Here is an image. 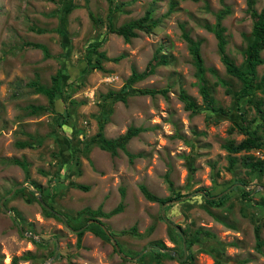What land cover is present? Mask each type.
Segmentation results:
<instances>
[{
    "label": "rangeland",
    "instance_id": "1",
    "mask_svg": "<svg viewBox=\"0 0 264 264\" xmlns=\"http://www.w3.org/2000/svg\"><path fill=\"white\" fill-rule=\"evenodd\" d=\"M116 2L115 28L142 17L149 8L157 25L125 41L106 33V0H0V199L6 197L5 207L16 210L17 220L30 233L21 234L0 207V264H11L13 257H18L16 264H156V251H150L156 243L180 256L183 238L189 260L162 256L160 264H264V244L257 250L254 236L259 222L264 241V171L255 179L244 165L245 158L264 159V120L252 121L257 111L248 97L241 101L244 121L231 109L242 82L226 72L217 40L205 27L216 23L217 12L229 9L221 20L225 52L236 65H245L243 52L253 24L246 0ZM263 4L255 0L254 8L260 11ZM183 33L199 42L206 86L225 114L204 106ZM93 38L102 39L98 50L104 57L98 66L93 49L86 46ZM32 43L44 45L47 54ZM154 54L164 62L144 78L126 83L132 70L142 72ZM260 55L264 59V50ZM60 69L61 85L69 83L70 96L52 108L48 97L29 83L49 88ZM256 70L253 98L262 100L264 108V63ZM146 87L167 92L130 93ZM181 89L195 102L196 112L185 109ZM100 125L107 138L130 126L142 128L126 144L137 156L131 161L121 149L113 155L95 143L88 146ZM241 126L256 130L262 145L230 153L224 145L246 137ZM230 159L234 164L228 168ZM20 163L26 164V171ZM141 184L159 197L189 194L161 205L143 196ZM16 185H23L17 188L23 192L10 194ZM223 190L229 196L220 205L209 204L203 195L209 191L217 198ZM37 191L62 218L42 209ZM242 191L251 192L255 206L243 207ZM119 203L123 207L118 213L97 218L115 233L111 239L87 230L77 246L75 227L94 222L77 218V212L85 207L109 212ZM133 226L135 234L119 233ZM197 229L211 236L194 235ZM186 235L192 241L189 246Z\"/></svg>",
    "mask_w": 264,
    "mask_h": 264
},
{
    "label": "trees",
    "instance_id": "2",
    "mask_svg": "<svg viewBox=\"0 0 264 264\" xmlns=\"http://www.w3.org/2000/svg\"><path fill=\"white\" fill-rule=\"evenodd\" d=\"M108 3L107 7V14L106 18L104 21V28L106 30V33H114L119 36H121L125 41H129L130 38L136 37L137 36V31H143V32H150L156 25L157 21L153 18V9L149 8L145 11L144 15L142 17H139L137 19L128 21L123 23L122 25L118 27H114L112 24V16L115 12H117L119 8V4L116 2V0H106ZM192 1H199V0H192ZM247 3V10H248V16L252 19V30H251V36L249 37V42L246 45V48L244 49L243 52V60L245 65H236L234 61L226 54L225 52V44H226V39L224 37V27L221 26V20L224 18V16L229 12V9H224L216 14V23L213 26L210 25H205L206 29L211 31L216 40H217V49L220 54L221 61L225 67V70L228 74L236 77L242 82L241 88L237 91V93L233 94V102H232V110H235L241 114V119L244 121L245 118V109L241 105V101L244 98H247V101L251 103V105H254L257 111V116H254L252 118V121L255 122L256 118H260L264 120V108L260 107L263 105L262 100H254L253 95H254V87H255V79H256V73H257V66L260 64L264 63V59L261 57L260 53L262 50H264V4L262 5L260 11H257L254 8L255 0H246ZM173 7V4L171 5L170 9ZM89 16L92 20L96 21L95 17L93 16L92 12H89ZM39 30V29H36ZM183 38L186 40L188 43V48L189 52L192 55L193 58V64L196 70V75L199 79V91L203 99V104L204 106L214 112H219L222 114H225V110L222 109L221 107L216 106L214 104V99L210 95V91L208 87L206 86V78H205V71L206 68L203 63V58L200 52L199 48V42L193 40L187 33H183ZM102 43V39H89L87 42V48H92L93 49V54L96 56L97 61V66L99 65V61L101 58L104 57V53L102 51H99L98 48H100ZM36 48H41L45 54H47L46 47L40 43H32L30 44ZM157 54V53H156ZM156 54L152 57L151 60H149L148 64L146 65L145 69L142 72H138L136 70H132V73L130 76L127 78L126 83H132L137 80H140L147 76L148 74L152 73L154 67L157 64H160L161 62H164L163 60L157 59ZM63 73L64 70L60 69L54 76H52L51 80V87H45L43 85H40L37 81L30 82L29 86L35 87V90L38 92L44 93L48 97V102L51 103L53 98L57 95L63 100L67 101L68 97L70 94L67 92V87L69 86V83H64L61 85L62 78H63ZM220 82L225 86L226 82L223 80H220ZM263 83V88L261 89L262 93H264V79L261 80ZM167 92L166 88H132L130 90L131 94H142V95H155V94H162L165 95ZM226 92L230 93L229 89H226ZM179 98L180 100L184 103V107L187 110H191L192 112H196V105L195 102L185 93L184 90H180L179 92ZM74 101H71L73 103ZM41 110L45 109L44 107H36L35 110ZM260 125V124H259ZM103 126H99V131H97L91 138L86 142L88 146L91 144L95 143L99 148L102 150L110 151L113 155L117 153L118 149H121L127 154L129 159L132 161L137 155H133L126 149V144L127 142L137 135L139 131H142V128L130 126L127 128V130L121 134L118 135L117 137L114 138H107L103 131ZM240 131L243 132L246 137L240 141L237 144H234L233 142H229L225 144V148L228 152L230 153H239L241 151H249L252 148H260L262 145L261 143V137L256 133V130H249L247 127L241 126ZM232 130V129H230ZM24 145H28V143L24 142L22 143ZM22 167L24 168V171L27 170V166L25 163H20ZM229 167L230 168L234 164V160L230 159L229 162ZM244 165L249 169L250 172H253L255 174V179L258 178L260 175L263 174L264 171V161L262 159H251L249 158L248 160L245 158L244 159ZM27 173V172H26ZM27 177V176H26ZM169 184L170 181L168 180ZM76 186L81 189V190H88V186L84 184H76ZM141 193L143 196L150 201H156L161 205H168L169 202L173 200H177L181 197L188 196L189 193L185 192H175L173 195L167 196V197H159L151 193L147 187L143 184L139 186ZM22 189H17L15 191V194L19 191L23 192ZM232 191V190H231ZM224 192V193H223ZM223 193L221 196L217 198H213V195L210 196V192L206 191L203 192V195L206 199V201L211 204V205H220L222 204L223 200L229 196L228 191L223 190L221 191ZM251 192L247 191H242V202H243V207H253L255 206L254 203L252 202V199L250 197ZM220 194V193H219ZM121 196H124L123 190L121 191ZM43 200L46 202V199L43 198ZM25 201L30 202L31 199L29 197L25 198ZM47 203V202H46ZM51 208V204L49 205ZM122 203H119L115 208L111 209L109 212H103L99 209H91L89 207H85L81 209L80 211L77 212L76 217L79 219L84 218L85 222L93 219V223H89L85 228L79 230L76 235V245L79 246L81 242V238L84 234L85 231H91L93 234L96 236L101 237L102 239H107L110 240L111 236H113L115 233L110 230V227L99 221L97 218L99 217H104V218H109L112 215L118 213L122 209ZM42 209L46 213H51L52 212L49 210V208L42 207ZM14 211L15 217H19L16 210L12 208ZM83 214V215H81ZM162 217V216H161ZM69 219L67 222L69 223ZM82 225L77 226L75 228H81ZM178 236V238H182L181 234L176 232V230L173 229V227H170ZM181 228V227H179ZM261 228L262 226L259 224V222L255 223L254 226V236L256 240V249L260 250L261 247L264 244V241L261 237ZM133 233L135 234L136 228L133 226L131 229L128 230H123L119 233ZM184 232V231H183ZM194 235H197L202 238H209L211 236V233L202 230V229H197L194 231ZM34 242H37L36 240L32 239ZM186 243L187 246L192 244V241L189 239V237L186 235ZM152 253L156 251L155 254V261L156 264H160V260L162 256H167L169 258H175L170 252L165 251V247L161 243H156V246L152 247L150 249ZM123 254V252H121ZM124 255V254H123ZM28 256V255H26ZM125 256V255H124ZM183 256V253L182 255ZM187 258V259H186ZM185 258V262L189 260L188 257ZM18 260V257H13L11 260V264H16ZM184 261V260H183ZM220 264V263H218Z\"/></svg>",
    "mask_w": 264,
    "mask_h": 264
},
{
    "label": "water",
    "instance_id": "3",
    "mask_svg": "<svg viewBox=\"0 0 264 264\" xmlns=\"http://www.w3.org/2000/svg\"><path fill=\"white\" fill-rule=\"evenodd\" d=\"M22 186H23V185H17V186H15V187L12 189V191H11L10 194H12V193L15 191L16 188H20V187H22ZM37 197H38V199H39L41 205L46 207V204H45L44 201L42 200V197L40 196V192H39V191H37ZM5 198H6V197L1 198V200H0V206H1V208H2V210H3L4 212H7L10 216L13 217V216H14L13 211H12L11 209L6 208V207L4 206V204H3V201L5 200ZM55 214H56L57 216H59V217L62 218V216H61L60 214H58L57 212H55ZM16 224L18 225V228L20 229V231H21L22 234H24V235H25V234H26V235H30V233H27V232H25V231L22 229V226L18 223V221H16ZM79 230H80V229H79ZM114 245L116 246L115 242H114ZM183 249H184V255H183L182 258L179 257V255H178L177 252H171V254L174 255L175 257H177V259H178L179 261H182V260H184V259L186 258L184 238H183ZM57 251H58V250H57V247H56V249H55V251H54V255H53V257L56 256Z\"/></svg>",
    "mask_w": 264,
    "mask_h": 264
},
{
    "label": "clouds",
    "instance_id": "4",
    "mask_svg": "<svg viewBox=\"0 0 264 264\" xmlns=\"http://www.w3.org/2000/svg\"><path fill=\"white\" fill-rule=\"evenodd\" d=\"M66 103V101H63L60 97H59V95H57V96H55L54 98H53V100H52V102L50 103L51 104V106H52V108H53V105L55 104V103ZM55 111L54 110H52L51 109V113H54ZM101 149V148H100ZM263 161H264V159H262ZM17 186V185H16ZM14 188V187H13ZM260 188H264V185H261L260 186ZM17 189V188H16ZM15 189V190H16ZM36 195H37V192L35 193ZM41 194V193H40ZM41 196V195H40ZM42 197V196H41ZM3 198V197H2ZM6 199V198H5ZM37 199H38V197H37ZM1 200V199H0ZM42 200H43V197H42ZM38 201H39V199H38ZM44 201V200H43ZM4 202V201H3ZM39 203H40V201H39ZM44 203L46 204V202L44 201ZM4 204V203H3ZM40 205H41V203H40ZM5 206V205H4ZM42 206V205H41ZM1 207V206H0ZM42 207H45V206H42ZM7 208V207H6ZM46 208H49V210L52 212V213H55L56 211H54L52 208H50L47 204H46ZM2 209V208H1ZM12 210V209H11ZM3 211V210H2ZM13 211V210H12ZM4 212V211H3ZM13 213H14V211H13ZM163 216V215H162ZM12 217V216H11ZM13 219H14V223L16 224V221H18L17 220V218L15 217V214H14V216H13ZM94 221V220H93ZM18 223H19V221H18ZM20 224V223H19ZM21 225V224H20ZM16 226H17V228H18V225L16 224ZM22 226V225H21ZM172 226H174V225H172ZM22 229H23V227H22ZM80 230L81 229H83V227H81V228H79ZM79 229H78V231H79ZM18 230H19V232L21 233V231H20V229L18 228ZM24 230V229H23ZM77 231V232H78ZM26 232V231H25ZM22 234V233H21ZM180 234H181V232H180ZM181 236H182V234H181ZM182 238H183V236H182ZM115 242V241H114ZM183 251H184V249H183ZM175 252V251H174ZM171 253V252H170ZM185 254H186V252H185ZM179 255V254H178ZM183 255H184V253H183ZM174 256V255H173ZM175 257V256H174ZM180 257V256H179ZM183 257V256H182ZM182 257H180V258H182ZM176 259H177V257H175ZM185 260V259H184Z\"/></svg>",
    "mask_w": 264,
    "mask_h": 264
}]
</instances>
